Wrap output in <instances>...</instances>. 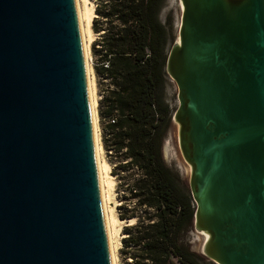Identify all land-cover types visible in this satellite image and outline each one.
Returning a JSON list of instances; mask_svg holds the SVG:
<instances>
[{"label":"water","instance_id":"1","mask_svg":"<svg viewBox=\"0 0 264 264\" xmlns=\"http://www.w3.org/2000/svg\"><path fill=\"white\" fill-rule=\"evenodd\" d=\"M177 9L163 68L198 251L264 264V0ZM0 264H110L73 0H0Z\"/></svg>","mask_w":264,"mask_h":264},{"label":"trees","instance_id":"2","mask_svg":"<svg viewBox=\"0 0 264 264\" xmlns=\"http://www.w3.org/2000/svg\"><path fill=\"white\" fill-rule=\"evenodd\" d=\"M93 1L91 29L100 32L94 73L113 86L97 102L99 122L106 119L101 130L110 136L101 134V144L139 172L130 190L141 208L118 214L135 217L123 228V247L131 246V264H198L202 256L180 241L191 226L190 198L160 153L168 123L162 101L167 33L158 20L164 0Z\"/></svg>","mask_w":264,"mask_h":264},{"label":"rangeland","instance_id":"3","mask_svg":"<svg viewBox=\"0 0 264 264\" xmlns=\"http://www.w3.org/2000/svg\"><path fill=\"white\" fill-rule=\"evenodd\" d=\"M92 5L93 8L95 6V2L93 0H88ZM79 5L82 6L81 0H79ZM96 16V15H95ZM95 18V17H93ZM159 22L164 26L166 33H167V48L169 47L170 43L173 41L176 35V27H177V20H178V9H177V0H164L163 5L158 14ZM92 25V21H91ZM90 25V27H91ZM92 30V29H91ZM93 35V40L89 45V53H88V66L89 67V75L93 82V95L96 99V116H97V134H98V143L100 144L101 151L100 156L104 160H106L110 167V174L114 179V184L111 186L110 191L112 192L111 198L106 202V205L112 208L113 214L121 219L125 220V222L120 223V228L118 229L116 235H113L112 242L114 245V254H115V261L116 264H131V258L129 256V251H131V246L123 247V243L121 241L122 237L126 236L125 231L123 230L124 226L130 224L134 221L135 217L132 221H129L126 217L120 218L118 214L123 213L127 214L130 213L132 210L137 212L138 209L141 207L137 206L136 204V197H134L130 190V186L132 182L139 176V172L133 167L128 166L125 164L127 160L120 155V152H115L112 149L105 150L101 144V134H105V139L110 141V136L107 134L104 129L101 130L106 124V119L103 118L100 120L98 119L97 115V102L100 97L103 95L105 90L113 89V86L110 85L109 80L105 79L102 74H95L94 73V66L98 65L100 61V56L97 52H94L99 45L96 43V39L99 37V33H95ZM176 88L173 82L165 75L164 76V85H163V97L162 101L163 104L166 106L168 111V123L162 135L160 153L161 158L164 165L176 176L178 180V184L181 186L183 191L189 196L190 198V206L193 208L194 203L191 200L186 177H187V169L181 163L179 158L176 146H175V136H174V127L170 122V117L176 107V98H175ZM165 149L163 150V147ZM108 208V207H107ZM181 243L191 252L194 251L196 254L201 255L198 251V245L200 242V237L192 231L191 226L189 229L180 237ZM125 248V249H124ZM125 250L126 252H124ZM202 256V255H201ZM198 264H216L204 256L202 258L197 259Z\"/></svg>","mask_w":264,"mask_h":264},{"label":"bare ground","instance_id":"4","mask_svg":"<svg viewBox=\"0 0 264 264\" xmlns=\"http://www.w3.org/2000/svg\"><path fill=\"white\" fill-rule=\"evenodd\" d=\"M73 1H74V8H75L78 32H79L82 55H83L86 92H87V99H88L90 118H91L92 142H93L105 233L107 239V246L109 252V259H110V264H116L112 238L113 235H116L118 229L120 228V223L123 221L125 222V220H121L117 218L113 214L112 208L106 205V202L111 198L112 192L110 191V188H112L111 186L114 184V179L109 172L110 167L108 162L103 158H101L100 156L101 147L100 144L98 143L99 141H98L97 125H96L97 122V116L95 110L96 99L94 98L93 95L94 86L89 75L90 66H88L89 45L93 40V35H95L92 32L90 25L93 17H96L95 16L96 13L94 12L95 9L93 8V5L88 0H81L82 6L79 5V0H73ZM132 219L133 218L128 220L132 221Z\"/></svg>","mask_w":264,"mask_h":264},{"label":"built area","instance_id":"5","mask_svg":"<svg viewBox=\"0 0 264 264\" xmlns=\"http://www.w3.org/2000/svg\"><path fill=\"white\" fill-rule=\"evenodd\" d=\"M112 122V121H111Z\"/></svg>","mask_w":264,"mask_h":264}]
</instances>
